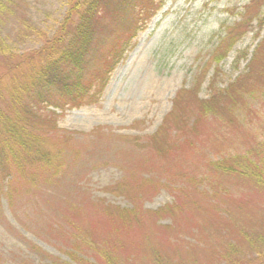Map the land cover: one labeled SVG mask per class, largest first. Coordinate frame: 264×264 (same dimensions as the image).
Instances as JSON below:
<instances>
[{
	"label": "rangeland",
	"instance_id": "obj_1",
	"mask_svg": "<svg viewBox=\"0 0 264 264\" xmlns=\"http://www.w3.org/2000/svg\"><path fill=\"white\" fill-rule=\"evenodd\" d=\"M249 1L159 0L94 102L72 106L56 91L55 106L24 100L33 112L26 122L51 161L40 173L28 167L0 175V264H264V244L260 256L245 244L264 240V195L212 169L242 153L248 135H263L264 102L258 116L249 115L250 105L237 111L239 125L229 129L211 119L192 123L210 94L215 46ZM24 2L25 17L44 37H25L17 21L2 29L12 55H0V72L20 65L0 76L5 113L12 79L29 68L21 56L35 58L68 12L67 0ZM115 2L116 18L126 17ZM110 16L95 28L82 80L89 67H103L99 56L120 33ZM262 17V27L253 20L219 63L218 88L247 71L264 37V2ZM124 208L138 217L126 221Z\"/></svg>",
	"mask_w": 264,
	"mask_h": 264
},
{
	"label": "trees",
	"instance_id": "obj_2",
	"mask_svg": "<svg viewBox=\"0 0 264 264\" xmlns=\"http://www.w3.org/2000/svg\"><path fill=\"white\" fill-rule=\"evenodd\" d=\"M158 2L159 0H120V6L124 5L125 7L123 12L126 17L116 18L112 12L115 9V0H67V15L55 33L44 39L35 58H30L27 55L21 56L20 59L25 58V64L29 68L27 72L18 73V81L15 78L12 79L8 90V103L12 105V110L5 113L0 109V175L13 176L14 171L22 173L28 167H34L36 172L40 173L42 169H45L41 168L42 165L49 164L51 161L49 151L39 145L37 136H34L26 122L30 116H33V112L24 100L29 99L38 104L55 106L58 104L55 102L56 100L50 98V93L56 91L66 103L72 106L94 102L95 96L106 84L109 73L122 59L126 49L130 47L131 40L137 30L158 8ZM263 2L264 0H250L244 7L240 21L233 26L225 27L226 32L219 39L213 56H211V61L215 66L214 75L209 84L210 94L208 98L199 100L198 113L192 123L211 119L229 129L225 124L238 126L237 118L240 109L243 108L246 114L248 105L253 110L249 115L258 116L260 114L261 107L257 106V102H264V37L254 47L247 63L246 72L239 74L224 88L217 87L216 77L220 72L219 63L244 35L246 27L250 26L253 20H256L257 25L261 26L263 17L259 18V15ZM252 10L254 12H251ZM24 11V0H0L1 57L12 55L8 43L1 37L2 29L10 21H17L19 30L25 37H28L29 34L42 37L37 28L25 17ZM73 14L76 16L74 19ZM103 15L104 17L111 15L112 20L115 19V25L117 24L121 30L108 47V51L99 56V59L104 58L103 67L100 69L89 67L88 78L82 80L83 62L85 59H90L87 54L91 47L95 28L100 19H103ZM36 56L38 61H35ZM105 60H107V65ZM7 61L10 62L8 59ZM19 67V62L16 65L10 62L5 67V71L0 72V76ZM254 73L256 82H251ZM0 103H2L1 98ZM16 108H19V111H16ZM237 111L238 114H236ZM261 133L263 135L257 136V138L248 135L249 140L245 138L244 145L246 147L242 153L229 158L228 161H223L225 158H221L222 160L213 162L212 169L227 174H236L251 182L255 191L264 195V131ZM31 175L32 179L36 181L38 174L31 172ZM172 209L173 207L169 206L166 208L167 211ZM122 211L123 217L128 222L138 217L134 208H124ZM240 231L241 229L237 230V232ZM254 238L249 237L245 244L250 251H255L260 256L262 249L259 245L264 244V240L262 241V238L255 240L256 238ZM237 245L236 240L234 243H229L232 252ZM106 258L108 257H104V259ZM71 259L75 260L73 256ZM108 264H112L110 260Z\"/></svg>",
	"mask_w": 264,
	"mask_h": 264
}]
</instances>
